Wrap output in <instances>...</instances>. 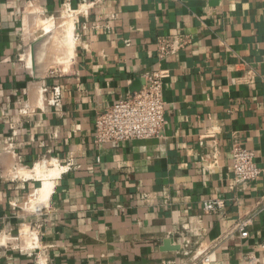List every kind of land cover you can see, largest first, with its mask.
<instances>
[{"label": "crops", "instance_id": "obj_1", "mask_svg": "<svg viewBox=\"0 0 264 264\" xmlns=\"http://www.w3.org/2000/svg\"><path fill=\"white\" fill-rule=\"evenodd\" d=\"M85 1L71 63L50 71L71 18L58 16ZM175 34L192 42L169 64L165 129L96 145V117L141 90L157 41ZM57 86L53 106L44 89ZM236 141L264 165V0H0V264L264 259V178L235 176ZM210 198L225 210L205 214ZM252 215L243 238L235 224Z\"/></svg>", "mask_w": 264, "mask_h": 264}, {"label": "built area", "instance_id": "obj_2", "mask_svg": "<svg viewBox=\"0 0 264 264\" xmlns=\"http://www.w3.org/2000/svg\"><path fill=\"white\" fill-rule=\"evenodd\" d=\"M88 7L86 1L84 6L76 10L68 3L65 6V11L68 16L75 18L84 13ZM95 27L103 26L96 24ZM191 42V38L184 34L159 38L156 44L159 67L142 75L144 84L141 90L118 100L96 117L94 125V142L96 145L103 146L134 140H147L160 135L168 123L164 89L165 81L172 72L169 64ZM44 92L51 93L48 102L53 106L61 104L59 86L54 87L52 92L49 88H45ZM71 165L72 162L69 161L67 168H70ZM231 170L242 182H255L264 178V165L257 163L256 152L246 148L240 141H236L232 149ZM225 208L224 199L210 198L204 201L202 209L205 214H214L222 212ZM260 210H264V194L261 198ZM38 211L41 213L42 209L39 208ZM253 217L252 215L249 218L241 219L235 224V229L241 237L247 238L249 236L248 227ZM31 255H33V250ZM204 260L210 261L209 257H205ZM37 264H46L39 255L37 256ZM247 264H264V259L257 254H251L247 259Z\"/></svg>", "mask_w": 264, "mask_h": 264}, {"label": "bare ground", "instance_id": "obj_3", "mask_svg": "<svg viewBox=\"0 0 264 264\" xmlns=\"http://www.w3.org/2000/svg\"><path fill=\"white\" fill-rule=\"evenodd\" d=\"M74 29H75V21L72 17L67 21V23L65 24V27L61 28V33H62V31L64 32V42L62 43V45H60L61 46V52H60L59 56H57L58 62L60 61V64H63L64 62L65 63L67 62L68 64L71 63V59L74 55L75 45H76V40L74 39V36H73ZM57 47H58V45H57ZM59 49H60V47H59ZM43 170H44L43 167L38 166V168L36 169V173L39 174L38 176H41V174H43V172H44ZM52 170L53 171H51V172L49 171L48 178H47V173H46V175H42L43 178H47L48 180L46 179V181L44 183V187L40 191H38L37 195H36V198H38L39 200H41L44 203H45V201L48 200L50 193L53 189V186H54L53 178H57L60 176L61 167L59 169H57L56 171H55V169H52Z\"/></svg>", "mask_w": 264, "mask_h": 264}, {"label": "rangeland", "instance_id": "obj_4", "mask_svg": "<svg viewBox=\"0 0 264 264\" xmlns=\"http://www.w3.org/2000/svg\"><path fill=\"white\" fill-rule=\"evenodd\" d=\"M68 15L66 14V13H64V14H60L59 16H58V20H57V25H61L62 23H64L65 22V20H68V19H66V17H67ZM74 19V18H73ZM55 25V24H54ZM58 31H57V40L59 39L58 38V35H59V29H57ZM46 43H47V41H46ZM50 45L51 44H45V46L43 47L45 50H46V52H47V50L48 49H50ZM47 54V53H46ZM63 65H65L64 63H63ZM59 66H62V64L61 65H56V64H52V67L50 68V71H56V70H58L59 68ZM66 66V65H65Z\"/></svg>", "mask_w": 264, "mask_h": 264}, {"label": "water", "instance_id": "obj_5", "mask_svg": "<svg viewBox=\"0 0 264 264\" xmlns=\"http://www.w3.org/2000/svg\"><path fill=\"white\" fill-rule=\"evenodd\" d=\"M176 249H178V247H176ZM176 249H175V250H176Z\"/></svg>", "mask_w": 264, "mask_h": 264}]
</instances>
